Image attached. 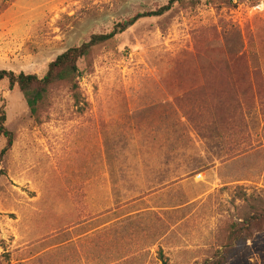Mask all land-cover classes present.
I'll return each mask as SVG.
<instances>
[{
  "label": "rangeland",
  "instance_id": "rangeland-1",
  "mask_svg": "<svg viewBox=\"0 0 264 264\" xmlns=\"http://www.w3.org/2000/svg\"><path fill=\"white\" fill-rule=\"evenodd\" d=\"M168 2L0 0V70L43 77L70 48ZM214 42L243 54L229 76ZM92 60L81 106L56 88L42 124L0 84L15 134L0 165V264L202 263L240 217L239 195L264 196V0L176 4ZM191 90L209 105L196 125L176 101Z\"/></svg>",
  "mask_w": 264,
  "mask_h": 264
},
{
  "label": "trees",
  "instance_id": "trees-1",
  "mask_svg": "<svg viewBox=\"0 0 264 264\" xmlns=\"http://www.w3.org/2000/svg\"><path fill=\"white\" fill-rule=\"evenodd\" d=\"M188 0H169L168 4L145 12L138 13L133 17L117 24L109 34L93 35L90 40L79 47H73L58 56L48 66L43 77L36 74H17L13 71L0 70V84L8 82L11 89L18 88L26 101L29 117L36 124L44 123V115L52 107L53 91L56 88L64 87L69 91L74 105L80 107L83 103L81 90V80L90 71L92 58L96 50L114 40L132 28L139 21L147 18L161 17L171 11L176 4H185ZM194 1V0H189ZM222 4L231 0H220ZM210 49L216 51V56L212 61H222L223 76L231 74L230 61L242 59V52H232L222 45L214 42ZM241 56V57H239ZM225 73V74H224ZM188 101L189 110L184 111L183 117L191 124L199 122L202 116L200 108L209 109L206 101L203 104L196 98L195 91L191 90L182 97H177L178 108L183 109V102ZM221 105H219L220 107ZM199 109H196V108ZM199 110V111H197ZM175 117L177 115L176 112ZM200 114V115H199ZM210 116V112H208ZM170 115L167 119L171 120ZM172 128L176 127V121L169 123ZM178 124H180L178 122ZM182 124V123H181ZM0 136L6 142L0 152V165L4 162L7 154L12 149L15 142V134L7 125V114L5 109L0 113ZM156 189V187H153ZM243 205L239 208L240 217L228 224L222 231L224 239H218L219 245L212 251L202 263L197 264H252V256L255 252L264 256V196L239 195ZM260 236L263 239H260Z\"/></svg>",
  "mask_w": 264,
  "mask_h": 264
},
{
  "label": "built area",
  "instance_id": "built-area-1",
  "mask_svg": "<svg viewBox=\"0 0 264 264\" xmlns=\"http://www.w3.org/2000/svg\"><path fill=\"white\" fill-rule=\"evenodd\" d=\"M201 176V175H200Z\"/></svg>",
  "mask_w": 264,
  "mask_h": 264
}]
</instances>
